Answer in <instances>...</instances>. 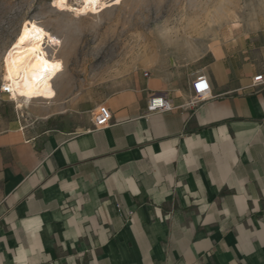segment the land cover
Instances as JSON below:
<instances>
[{"label":"crops","instance_id":"crops-1","mask_svg":"<svg viewBox=\"0 0 264 264\" xmlns=\"http://www.w3.org/2000/svg\"><path fill=\"white\" fill-rule=\"evenodd\" d=\"M182 51L41 118L71 127L0 124V264H264V18ZM154 94L172 109L148 113Z\"/></svg>","mask_w":264,"mask_h":264},{"label":"rangeland","instance_id":"rangeland-1","mask_svg":"<svg viewBox=\"0 0 264 264\" xmlns=\"http://www.w3.org/2000/svg\"><path fill=\"white\" fill-rule=\"evenodd\" d=\"M56 0H0V124L17 122L34 130L68 128L71 117H49L67 99L101 100L110 83L133 68L170 60L200 49L229 27H257L264 0H104L99 13L58 10ZM103 1V2H104ZM73 9L79 0H68ZM77 2V3H76ZM33 25L48 37L47 51L57 76L54 101L35 100L18 109L1 92L2 62L18 33ZM180 50V51H179Z\"/></svg>","mask_w":264,"mask_h":264},{"label":"bare ground","instance_id":"bare-ground-1","mask_svg":"<svg viewBox=\"0 0 264 264\" xmlns=\"http://www.w3.org/2000/svg\"><path fill=\"white\" fill-rule=\"evenodd\" d=\"M67 1L56 0L54 6L60 11H73L76 15L88 12L99 13L109 7L104 0H93V2L79 0V7L73 9ZM120 1L115 0L112 5H117ZM37 29L39 28L33 25L22 29L5 53L2 62L4 83L2 87L8 88L10 98L18 109H22L32 101H50L56 96L53 80L57 73L53 59L47 51L48 37L42 30L39 38H36ZM22 36L25 37L23 42H21Z\"/></svg>","mask_w":264,"mask_h":264},{"label":"built area","instance_id":"built-area-1","mask_svg":"<svg viewBox=\"0 0 264 264\" xmlns=\"http://www.w3.org/2000/svg\"><path fill=\"white\" fill-rule=\"evenodd\" d=\"M146 75V74H144ZM260 84H264L262 76H257L253 79V86L257 87ZM1 92L8 95V88L1 87ZM211 98V91L208 82L205 77L198 76L191 83V99L188 102V106L195 108L200 104L206 102ZM172 109L169 101L162 95L154 94L148 100L146 104V111L148 113L154 112H168ZM110 113L104 106H99L93 116V130H104L109 127Z\"/></svg>","mask_w":264,"mask_h":264},{"label":"snow or ice","instance_id":"snow-or-ice-1","mask_svg":"<svg viewBox=\"0 0 264 264\" xmlns=\"http://www.w3.org/2000/svg\"><path fill=\"white\" fill-rule=\"evenodd\" d=\"M90 2H93V0H90ZM117 2H118V0H117ZM42 30H40V29H37L36 30V38H39V35H40V32H41ZM24 39H25V37H21V42H23L24 41Z\"/></svg>","mask_w":264,"mask_h":264}]
</instances>
